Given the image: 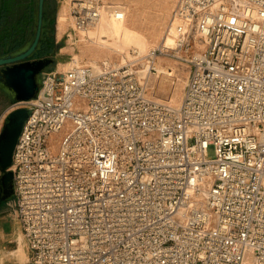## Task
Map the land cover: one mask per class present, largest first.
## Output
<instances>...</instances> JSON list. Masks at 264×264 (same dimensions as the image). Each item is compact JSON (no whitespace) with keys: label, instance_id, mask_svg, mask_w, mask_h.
<instances>
[{"label":"built area","instance_id":"1","mask_svg":"<svg viewBox=\"0 0 264 264\" xmlns=\"http://www.w3.org/2000/svg\"><path fill=\"white\" fill-rule=\"evenodd\" d=\"M63 1L75 32L105 14ZM172 26V46L73 57L21 101L7 202L30 264H264V0H178ZM163 57L191 64L179 105L141 78Z\"/></svg>","mask_w":264,"mask_h":264},{"label":"rangeland","instance_id":"2","mask_svg":"<svg viewBox=\"0 0 264 264\" xmlns=\"http://www.w3.org/2000/svg\"><path fill=\"white\" fill-rule=\"evenodd\" d=\"M177 2L178 0H106L107 13L109 7L124 6L125 29L120 31L117 24L110 19L113 23L112 27H108L105 24L92 26L94 27L95 35L91 39V36L86 33L87 31L79 33L72 30L68 14V3L63 0H56L58 9L55 34L58 46L62 48L61 50L59 48L56 54L54 66L63 68L62 65L68 64L67 62L73 57L76 59L77 57L80 58L83 63L109 59L120 65L126 64L127 62L125 61H130L134 58L135 49L147 51L149 48L159 45L163 41V37L171 34L169 26L173 19ZM61 15H64L68 21L65 28L60 26ZM107 17H109L108 14ZM173 36L175 37V35ZM119 40L121 41L119 42ZM160 65L170 66L169 68L174 69V83L173 85L171 84L172 79L166 81L163 74L159 72L149 73L147 77L141 75L147 86V92L157 100L179 105L191 72V64L174 57H163L159 59L158 66ZM162 83H165L164 85L168 88L170 86L171 90L168 89L166 92L159 91ZM23 104L22 102L9 101L6 96L2 98L0 102V131L9 112ZM208 157H215L214 144H210L208 147ZM0 232V264H4V262L5 264H30V250L21 231L15 207L6 201L0 203ZM21 242L24 244L27 253V259L24 262H21L12 253L19 247ZM253 260L256 264L254 257Z\"/></svg>","mask_w":264,"mask_h":264},{"label":"water","instance_id":"3","mask_svg":"<svg viewBox=\"0 0 264 264\" xmlns=\"http://www.w3.org/2000/svg\"><path fill=\"white\" fill-rule=\"evenodd\" d=\"M52 0H35V16L29 41L13 54L0 57V87L12 102L29 101L38 96L45 71L54 66L51 58H31L40 48L47 5ZM29 115L26 106L9 112L0 131V203L15 195L13 163L14 149L23 124Z\"/></svg>","mask_w":264,"mask_h":264},{"label":"flooded vegetation","instance_id":"4","mask_svg":"<svg viewBox=\"0 0 264 264\" xmlns=\"http://www.w3.org/2000/svg\"><path fill=\"white\" fill-rule=\"evenodd\" d=\"M57 6L56 0L47 5L42 43L29 59L51 58L54 60L53 64L56 63ZM34 16L35 0H0V57L13 54L29 41ZM5 96L7 98L4 89L0 87V102ZM7 100L10 101L8 98Z\"/></svg>","mask_w":264,"mask_h":264},{"label":"bare ground","instance_id":"5","mask_svg":"<svg viewBox=\"0 0 264 264\" xmlns=\"http://www.w3.org/2000/svg\"><path fill=\"white\" fill-rule=\"evenodd\" d=\"M104 9H105V14H104V16L101 18V20H99L97 23H95L94 25H96V24H105V25H107L108 27H112L113 26V23L110 21V19L111 20H113L114 21V23L115 24H117V27L120 29V31H122L123 29H125V26H124V22H125V20H124V18H122V19H116L113 15H112V11H114L115 9H121V10H123V11H125V9H124V6H116V7H109L108 8V13H107V9H106V5L104 6ZM107 14L109 15V17H107ZM125 17V16H124ZM66 22H68L67 20H66V17L64 16V15H61V17H60V26H62L63 28H65V25H66ZM128 24V23H127ZM93 26V25H92ZM89 27L87 30H85V31H87L86 33L87 34H89V36H91V39H92V37L95 35V30H94V27ZM129 26V25H128ZM169 28H170V33L172 34H168V35H166L165 37H163L164 39H163V41L162 42H164V43H166L167 45H169V46H172V45H174V43H175V37L173 36V35H176V33H175V29H174V27L172 26V27H170L169 26ZM90 29V30H89ZM97 35V34H96ZM114 35V34H113ZM147 36V35H146ZM148 37V36H147ZM97 39V38H96ZM104 39V38H103ZM102 40V39H101ZM116 40V39H115ZM121 40H119V42H120ZM96 42V41H95ZM119 44V43H118ZM108 46V45H107ZM116 48H118V47H116ZM141 50V49H140ZM142 51V50H141ZM124 56V55H123ZM122 57V56H121ZM77 59L78 60H80V58H78L77 57ZM93 62H96V61H93ZM125 62H129V61H125ZM124 63V62H123ZM69 64V63H68ZM68 64H64V65H62L63 66V68H67L68 67ZM170 66H162V65H160V66H158V72L159 73H162L163 74V76L165 77L164 79H166V81H168V80H171L172 79V82H171V84L173 85V83H174V81H173V75H174V69H171V68H169ZM141 75L143 76V77H147L148 75H149V70H148V67L146 66L144 69H142V71H141ZM153 75V74H152ZM187 80V79H186ZM165 84V83H164ZM163 83L162 84H160V90L159 91H162V92H166V91H168V89H170V86H169V88L166 86V85H164ZM170 84V85H171ZM171 90V89H170ZM160 94H161V92H160ZM164 94V93H163ZM165 96V95H164ZM22 236V235H21ZM12 253L14 254V256L16 255L20 260H21V262H24L26 259H27V253H26V250H25V248H24V244L21 242L20 243V245H19V247L17 248V249H15L14 251H12ZM243 264H255L254 263V260H253V256H252V254L251 253H249L247 256H246V258H245V260H244V263Z\"/></svg>","mask_w":264,"mask_h":264},{"label":"crops","instance_id":"6","mask_svg":"<svg viewBox=\"0 0 264 264\" xmlns=\"http://www.w3.org/2000/svg\"><path fill=\"white\" fill-rule=\"evenodd\" d=\"M59 48H60V50H61L62 47L58 46V49L56 50V52H58ZM56 54H57V53H56ZM0 233H1V232H0ZM4 264H5V262H4Z\"/></svg>","mask_w":264,"mask_h":264},{"label":"trees","instance_id":"7","mask_svg":"<svg viewBox=\"0 0 264 264\" xmlns=\"http://www.w3.org/2000/svg\"><path fill=\"white\" fill-rule=\"evenodd\" d=\"M2 203H4V201Z\"/></svg>","mask_w":264,"mask_h":264}]
</instances>
